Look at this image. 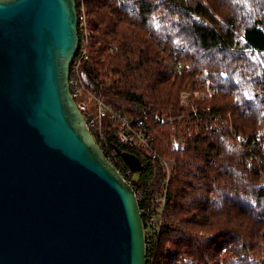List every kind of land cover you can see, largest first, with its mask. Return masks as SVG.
<instances>
[{
    "label": "trees",
    "instance_id": "obj_1",
    "mask_svg": "<svg viewBox=\"0 0 264 264\" xmlns=\"http://www.w3.org/2000/svg\"><path fill=\"white\" fill-rule=\"evenodd\" d=\"M80 2L93 33L82 82L138 117L172 162L162 206L164 172L129 150L145 235L160 215L145 264H264V0Z\"/></svg>",
    "mask_w": 264,
    "mask_h": 264
},
{
    "label": "water",
    "instance_id": "obj_2",
    "mask_svg": "<svg viewBox=\"0 0 264 264\" xmlns=\"http://www.w3.org/2000/svg\"><path fill=\"white\" fill-rule=\"evenodd\" d=\"M77 45L75 0H0V264H145L136 194L70 94Z\"/></svg>",
    "mask_w": 264,
    "mask_h": 264
},
{
    "label": "built area",
    "instance_id": "obj_3",
    "mask_svg": "<svg viewBox=\"0 0 264 264\" xmlns=\"http://www.w3.org/2000/svg\"><path fill=\"white\" fill-rule=\"evenodd\" d=\"M76 13L79 46L77 45L75 56L68 69V86L71 97L73 98L76 107L81 112L84 123L94 143L99 147L105 159L116 169L119 175L128 184L132 182V172L122 158L109 147L106 138V130H109L113 134L115 142L117 143V146H120L119 148L121 150L140 152L139 155L141 157H149L150 160L158 163V166L161 168L162 172H164V182L159 193V200L163 206L166 184L169 179L172 162L169 159L162 158L158 155L151 144L152 137L150 132L138 117L134 118L121 110H116L109 102H107L102 94L90 91L85 87L80 77V68L82 61L87 58V41L93 33L87 28L84 7L81 2L79 3L78 9H76ZM180 68L181 66L178 65L177 69ZM197 78L200 80V84L205 87V92H203L201 96H203V98L210 97L213 92V87L210 84L209 79L203 75H200ZM193 94L195 96L199 95L198 92H193ZM188 95L189 93L187 92L182 93V103L185 102ZM135 194L138 198L139 194L136 192ZM159 221L160 215L158 214L157 216L149 218L147 222L149 232L146 235L144 233L145 261L146 255L149 254L146 251H150L155 243V237L159 231Z\"/></svg>",
    "mask_w": 264,
    "mask_h": 264
},
{
    "label": "rangeland",
    "instance_id": "obj_4",
    "mask_svg": "<svg viewBox=\"0 0 264 264\" xmlns=\"http://www.w3.org/2000/svg\"><path fill=\"white\" fill-rule=\"evenodd\" d=\"M114 102H118L117 100H114ZM260 131L262 132V133H264V124H262L261 125V127H260ZM182 140V138H181V136L180 135H178V136H176L175 138H174V142L175 143H177V142H180ZM167 159V158H166ZM137 176L134 174V178H136ZM264 182V176H262L261 177V183H263ZM162 185V184H161ZM161 185H160V187H161Z\"/></svg>",
    "mask_w": 264,
    "mask_h": 264
}]
</instances>
